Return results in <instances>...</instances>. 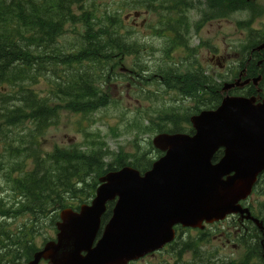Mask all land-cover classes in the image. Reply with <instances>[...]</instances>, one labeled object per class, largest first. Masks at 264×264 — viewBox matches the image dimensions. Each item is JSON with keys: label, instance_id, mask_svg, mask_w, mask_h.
Segmentation results:
<instances>
[{"label": "water", "instance_id": "water-1", "mask_svg": "<svg viewBox=\"0 0 264 264\" xmlns=\"http://www.w3.org/2000/svg\"><path fill=\"white\" fill-rule=\"evenodd\" d=\"M190 121L192 136L155 137L153 145L165 154L142 176L126 167L109 172L89 206L77 213L63 210L57 241L32 264L41 258L50 264H125L168 242L175 223L195 227L234 211L264 164V101L227 100ZM221 147L224 156L211 164ZM114 198L111 217L92 247L105 203Z\"/></svg>", "mask_w": 264, "mask_h": 264}, {"label": "rangeland", "instance_id": "rangeland-1", "mask_svg": "<svg viewBox=\"0 0 264 264\" xmlns=\"http://www.w3.org/2000/svg\"><path fill=\"white\" fill-rule=\"evenodd\" d=\"M139 1L135 4L132 0H86L83 4V9L91 13L93 29L97 33L103 29H108L110 32L116 31L123 41L136 43L141 49L139 57H124L120 63L122 65L114 69V74L116 75L113 74L111 80L107 79L106 82L101 83L103 91L109 97L108 105L88 116L60 110L53 123L43 129L41 135L35 133L36 130L33 129L32 125H29L28 129L32 135L28 134L27 129L23 130V127L15 129V132L19 133L23 140L20 141V138L16 137L15 142L2 141V146L5 147L10 144L14 147L27 148L28 150L18 158L10 160L8 159V152L5 151V153L1 148L0 162L7 163L9 166L12 164L16 166V163H25L23 169L27 171L34 167L33 153L39 159L51 153L56 147L70 148L83 145L81 147L82 150L91 149L93 147L90 142L92 139L102 142L105 145L104 149H107L109 153L117 154L120 151L123 153V157L132 159L130 156H136L150 149L149 144L151 145V139L156 134L151 131V123L161 122V118L165 117L163 114L168 113L169 110H171L169 115L172 121L175 122L177 117L182 115L185 108L193 106L192 102L181 101L180 97L171 92H166L154 82L149 83L137 78L127 81L122 75H119L121 73L118 70L120 67L134 68L136 70L139 66L138 62H146L148 66L154 68L161 61V57H163L160 50L164 46L163 38H160V33L156 34L154 32L153 27L158 25L157 22H160L161 26L164 25L163 23L167 21V11L160 7L158 3L155 4L156 7L154 9H145L140 6L143 1ZM198 2L201 3L202 0H198ZM258 3L264 6V0H259ZM61 5L64 6V3L62 2ZM148 10H151L149 14L147 13ZM64 12V9H61L57 18L63 16ZM133 12L142 14V16L134 20V24L131 22ZM74 13L78 14L79 12L74 10ZM79 15H82V13ZM246 16L247 14L240 12L227 16L222 14L219 16L220 19L206 23L198 32H195L194 25L199 19V13L195 12L193 14V12H190L188 14L190 20L188 43H190V47H195L198 43H202L203 46L201 45L198 51L189 56L188 59H186V52L184 54L176 52L172 55V58L176 63L190 61L194 67L200 64L206 68L207 72H215L216 64L209 63L206 52L211 50L209 47L212 45V47L216 48V54H223L224 57L228 54L230 57L235 56L232 48L233 44L238 39H245L246 35L245 33L242 34V30L237 28L236 22L245 20ZM173 18V15H171V19ZM54 20L55 18L53 17H47L45 19L46 22L42 26L50 24ZM142 20H145L146 23L140 27ZM253 27L258 30H264V14L255 21ZM162 31H166V29L163 28ZM78 32L79 26H76L74 30L67 27L66 32L60 35L54 44L47 47L41 42L40 44L43 45V48H46L42 49L41 46L37 47L34 45L31 47L32 51L36 54L39 52L51 56H54L52 51L55 53L57 49H59L60 56L63 50L73 49V53H75L80 46ZM162 33L164 34V32ZM22 43L24 44L25 42L23 41ZM49 61L54 63L55 59L51 58ZM90 66H94V69L90 70L91 72L100 74L97 70L100 69L101 75L106 74L105 65L95 63ZM107 66L110 67L109 63ZM63 68L64 65L62 64H58V66L51 64L48 67V71L29 84L30 89L40 97H47L48 94L54 96L57 92L55 84L70 79L73 73L71 69ZM185 68L186 66H182L183 71ZM52 100L53 103H60L55 101L54 98ZM50 104L52 103L50 102ZM146 126L148 130H146ZM10 137L13 136L11 135ZM110 156L112 157V155ZM104 161L109 162L110 157L107 156ZM7 164L5 169L9 167ZM18 175L14 173L12 176L17 177ZM0 188H3V190H0V195L4 200L12 202L15 199L2 175H0ZM69 201H72L71 203L74 205L78 204V199ZM25 218L17 216L11 219V225L8 220H6L5 224H8L10 230L14 232L17 226H21ZM2 222L3 220L0 219V223ZM43 223L45 225L41 228V234L33 238L36 244L52 236V228L49 226V222L44 221ZM210 243L209 249L219 250L220 245L216 239L211 237ZM226 254L231 256L234 252L228 247ZM187 258L188 255H185L183 260L186 261ZM167 260H169V255L163 252L133 264H164L163 262Z\"/></svg>", "mask_w": 264, "mask_h": 264}, {"label": "trees", "instance_id": "trees-1", "mask_svg": "<svg viewBox=\"0 0 264 264\" xmlns=\"http://www.w3.org/2000/svg\"><path fill=\"white\" fill-rule=\"evenodd\" d=\"M3 0H0V2ZM69 0H58L57 1V8L58 9H64L66 11L67 8V2ZM243 1V0H240ZM62 2L64 3V6L61 5ZM230 7H232L230 5ZM38 12H34L33 15L37 14ZM65 14V12H64ZM32 15V16H33ZM68 18H72L69 12L67 11L65 16L63 17L64 22L68 20ZM46 21H44L45 23ZM4 23V18L2 15V11L0 9V24L2 25ZM32 23H24L23 26H19L18 31H12V27H7L5 31L0 32V86L11 84L15 80H23L25 78H29V72L32 68L33 64L32 62L28 61L27 59V53L25 51H19L17 49V45L14 44V40L16 36L20 38L22 36L23 32H19L23 30L24 32H27L30 28ZM15 26V25H14ZM18 26V25H17ZM35 29L32 30L34 33L33 41L37 42L38 35L40 32L47 30H50L51 27L49 24H46L45 26H42L40 24H35L33 26ZM50 38V37H49ZM87 56H90L89 54ZM15 62H18L15 64ZM80 80L86 81L89 83L88 80H84L80 78ZM183 84V86L180 89H189L193 86L195 83L194 77H191L188 75L181 76L177 83ZM264 84V79H263ZM97 91L92 86H87L84 90H79L77 101L70 103L67 105V108H69L72 111L80 112L82 114L90 112L94 110L95 105H100L105 100L97 99ZM70 102V101H68ZM38 110V108H36ZM52 113L48 112L46 109L44 110V114L40 113V110L37 111L36 115H33L34 119H40L43 117V122L47 120ZM6 125H11V119L10 116H2L1 117ZM183 121L187 124L188 119H183ZM47 124V123H46ZM44 124V125H46ZM184 130V129H181ZM180 128L178 127V123H173L172 127L170 129H164L162 127H158L159 132H180ZM100 151L91 150L88 152H81V151H74L71 154L63 155V157L58 161L59 157L53 156L50 158V163H54L52 167H49V170L46 172V183L43 186H40L38 183L31 185V191L32 198L34 199L35 195L37 194L40 197H46V199H50V196L53 194L52 190H55L56 185H61L63 188V200H65L66 193H68L71 189H73L74 185L78 182L85 183V179L90 176L91 174L99 176L105 173L109 170H115L121 167L122 165H125L123 163V160L120 159V156H117L113 163L104 165L101 158H103L102 154L99 153ZM149 159H143L139 161H135L131 165L136 169H146L149 165L148 162ZM63 164L66 162L67 164H70L69 167H67L65 164L61 168L62 162ZM104 166H106L104 168ZM36 173L31 175L32 181H34V176ZM74 178V181H71V178ZM24 183V182H23ZM95 181H93L90 184V193L88 195H91L92 189L94 188ZM38 184V185H36ZM86 184V183H85ZM47 192H44L45 189H47ZM20 190L22 192H27L26 186L22 185L20 187ZM83 192V190H79ZM51 193V194H49ZM85 195V194H84ZM111 205H108V211L106 214L102 217V224L105 222L107 217L109 216V210Z\"/></svg>", "mask_w": 264, "mask_h": 264}, {"label": "flooded vegetation", "instance_id": "flooded-vegetation-1", "mask_svg": "<svg viewBox=\"0 0 264 264\" xmlns=\"http://www.w3.org/2000/svg\"><path fill=\"white\" fill-rule=\"evenodd\" d=\"M262 181H264V175ZM255 216L260 222V227L253 225V227L243 229V234L239 233V241H257L254 248V255L255 257H258V255L262 257L260 264H264V206L260 207ZM19 247L16 241H0V256L10 254L15 255L16 258H20L21 249ZM250 256L252 257V250L250 251ZM0 259L3 260V257H0Z\"/></svg>", "mask_w": 264, "mask_h": 264}]
</instances>
